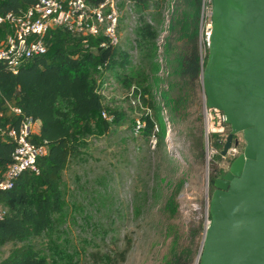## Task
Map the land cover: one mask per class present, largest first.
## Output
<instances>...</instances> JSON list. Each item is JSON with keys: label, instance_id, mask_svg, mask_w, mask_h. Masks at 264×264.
I'll list each match as a JSON object with an SVG mask.
<instances>
[{"label": "rangeland", "instance_id": "obj_1", "mask_svg": "<svg viewBox=\"0 0 264 264\" xmlns=\"http://www.w3.org/2000/svg\"><path fill=\"white\" fill-rule=\"evenodd\" d=\"M207 3L198 25L197 45L202 58L210 27ZM182 9L180 1L167 0L151 7L152 16L146 18L158 31V68L155 73L148 68L147 73L161 108L165 135L161 136L159 127L148 139L134 135V121L144 109L113 79L107 81L101 95L105 107L122 114L121 124L116 126L113 115L104 111L111 120L100 115L77 134L84 148L81 159L63 175L67 209L58 232L75 264H93L90 254L111 253L127 244L130 250L122 264H164L174 242L179 249L201 244L209 221V173L212 165L225 172L230 165L228 158L212 164V156L207 155L200 79L188 86L176 73L190 35L181 30V24L189 25L190 20L180 16ZM127 17L121 26L120 47L136 66L139 60L133 29L138 17L134 13ZM176 20V28H171ZM37 127L35 124V131ZM235 138L241 154L245 146L242 134ZM176 193L170 211L166 203ZM200 225L202 232L192 238V230ZM10 248V244L4 246L1 257H6Z\"/></svg>", "mask_w": 264, "mask_h": 264}, {"label": "trees", "instance_id": "obj_2", "mask_svg": "<svg viewBox=\"0 0 264 264\" xmlns=\"http://www.w3.org/2000/svg\"><path fill=\"white\" fill-rule=\"evenodd\" d=\"M127 1L133 4L134 14L138 17L133 29L139 60L136 66L128 52L120 46L100 49L98 40L78 37L64 30L50 32L46 37V54L29 60L16 73L9 71L0 60V112L6 110L7 104L21 110L19 116H6L2 127L18 129L20 122L29 118L39 124L38 133L32 135L30 141L46 147V154L36 162L39 173L23 172L11 189L0 193V205L5 210L4 219L0 221V252L7 244L11 245L6 257H1L0 253V264H75L74 256L58 236L67 209L63 175L71 164L82 157L84 147L77 134L84 125L99 117L103 111L113 115L116 126L121 124L122 114L110 111L103 104L101 92L109 79L128 93L133 89L135 99L140 95V106L144 109L140 119L145 123L140 134L144 139L150 138L157 127L161 136L165 135L161 108L155 101L147 73L148 68L152 73L158 68L155 63L158 31L146 18L152 16L149 12L151 7L167 0ZM178 1L183 6L180 16L183 20L190 19L189 25L186 22L181 24V30L189 31L190 35L187 47L179 56L176 73L189 86L199 79L202 66L206 63L207 50L202 58L197 41L200 13L207 1ZM36 2L0 0V15H19ZM207 5L210 7L209 3ZM176 23L177 20L171 23V28H176ZM8 34V27L0 25V43ZM147 111L151 114L145 113ZM218 138L212 135L213 147L218 150L212 155V164L216 159H223ZM15 147L13 140L0 135V178L12 162ZM233 160H228L229 165ZM225 173L212 165L208 179L211 194L214 180ZM176 195L166 203L170 211H173ZM201 232L200 225L192 230V238ZM38 243L42 245L38 247ZM199 249L200 243L179 249L174 242L164 264H194ZM129 250L127 244L122 249L116 247L111 253H92L90 257L93 264H122Z\"/></svg>", "mask_w": 264, "mask_h": 264}, {"label": "water", "instance_id": "obj_3", "mask_svg": "<svg viewBox=\"0 0 264 264\" xmlns=\"http://www.w3.org/2000/svg\"><path fill=\"white\" fill-rule=\"evenodd\" d=\"M210 27L200 85L208 108L244 149L213 182L195 264H264V0H208Z\"/></svg>", "mask_w": 264, "mask_h": 264}, {"label": "built area", "instance_id": "obj_4", "mask_svg": "<svg viewBox=\"0 0 264 264\" xmlns=\"http://www.w3.org/2000/svg\"><path fill=\"white\" fill-rule=\"evenodd\" d=\"M134 13L133 4L127 0H37L23 13L0 15V25L9 29L7 38L0 43V60L8 70L16 73L29 60L46 54V37L55 30H64L75 36L98 40L100 49L120 46L122 23L127 22L128 14ZM85 47H87L85 45ZM133 89L129 95L132 96ZM140 105V95L137 96ZM202 119L205 126L207 155H215L218 150L213 147L212 135H217V142L225 143L229 127L220 111L208 108L203 97ZM11 115H21V110L12 104L0 112V135H6L16 144L12 162L0 178V193L12 188L14 182L23 172L38 174L37 159L46 154L43 144L35 145L30 139L36 135L34 125L29 118L23 119L18 129L2 127L3 119ZM105 120H111L103 111ZM145 123L140 119L134 121L133 133L139 135ZM210 140V142H209ZM239 147L232 143L227 155L222 158L235 159ZM208 182V179H207ZM5 210L0 205V221L4 219Z\"/></svg>", "mask_w": 264, "mask_h": 264}, {"label": "crops", "instance_id": "obj_5", "mask_svg": "<svg viewBox=\"0 0 264 264\" xmlns=\"http://www.w3.org/2000/svg\"><path fill=\"white\" fill-rule=\"evenodd\" d=\"M35 124H38V123H35ZM38 131H39V124H38V127H37V129H36L35 133L37 134V133H38Z\"/></svg>", "mask_w": 264, "mask_h": 264}]
</instances>
